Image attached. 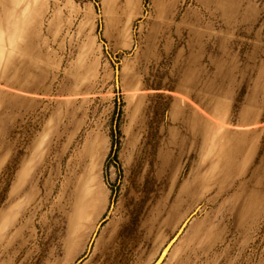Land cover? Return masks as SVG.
Here are the masks:
<instances>
[{
	"label": "rangeland",
	"instance_id": "obj_1",
	"mask_svg": "<svg viewBox=\"0 0 264 264\" xmlns=\"http://www.w3.org/2000/svg\"><path fill=\"white\" fill-rule=\"evenodd\" d=\"M0 264H264V0H0Z\"/></svg>",
	"mask_w": 264,
	"mask_h": 264
},
{
	"label": "crops",
	"instance_id": "obj_2",
	"mask_svg": "<svg viewBox=\"0 0 264 264\" xmlns=\"http://www.w3.org/2000/svg\"><path fill=\"white\" fill-rule=\"evenodd\" d=\"M219 125H220L221 128L224 126L222 123H220Z\"/></svg>",
	"mask_w": 264,
	"mask_h": 264
}]
</instances>
